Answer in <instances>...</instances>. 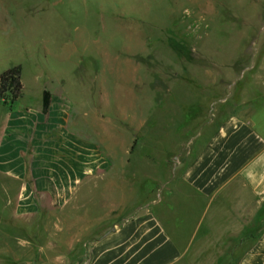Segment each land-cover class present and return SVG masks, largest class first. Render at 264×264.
<instances>
[{"label": "rangeland", "instance_id": "1", "mask_svg": "<svg viewBox=\"0 0 264 264\" xmlns=\"http://www.w3.org/2000/svg\"><path fill=\"white\" fill-rule=\"evenodd\" d=\"M16 66L23 95L0 103V126L10 108L38 104L42 90L63 93L109 163L99 178L105 198L129 213L157 200L173 164H186L228 117L264 113V0H0V75ZM102 191L88 194L100 200ZM2 210L0 264H66L68 243L97 233L63 232L51 248L22 230L29 246L12 253L18 240L3 231H19Z\"/></svg>", "mask_w": 264, "mask_h": 264}, {"label": "crops", "instance_id": "2", "mask_svg": "<svg viewBox=\"0 0 264 264\" xmlns=\"http://www.w3.org/2000/svg\"><path fill=\"white\" fill-rule=\"evenodd\" d=\"M44 91L50 95L46 113ZM62 94L44 89L38 104L2 114L0 206L5 223L19 231H3L18 240L12 253L29 246L22 230L50 239L51 248L59 246L53 239L63 232L84 238L93 230L88 244L68 243L66 264H264L262 108L228 117L186 164L175 166L157 200L152 194L124 213L121 204L107 201L99 181L109 170L105 155ZM101 189L100 200L88 194ZM98 204L91 215L89 206ZM32 222L49 227L38 230ZM75 246L81 256H73ZM46 247L36 251L45 253Z\"/></svg>", "mask_w": 264, "mask_h": 264}, {"label": "trees", "instance_id": "3", "mask_svg": "<svg viewBox=\"0 0 264 264\" xmlns=\"http://www.w3.org/2000/svg\"><path fill=\"white\" fill-rule=\"evenodd\" d=\"M21 68L16 66L0 75V103L13 104L22 97V84L20 82ZM50 95L48 91L43 92L42 110L47 112Z\"/></svg>", "mask_w": 264, "mask_h": 264}, {"label": "water", "instance_id": "4", "mask_svg": "<svg viewBox=\"0 0 264 264\" xmlns=\"http://www.w3.org/2000/svg\"><path fill=\"white\" fill-rule=\"evenodd\" d=\"M174 168H175V165L173 164V170H174ZM173 170H172V172H174Z\"/></svg>", "mask_w": 264, "mask_h": 264}]
</instances>
